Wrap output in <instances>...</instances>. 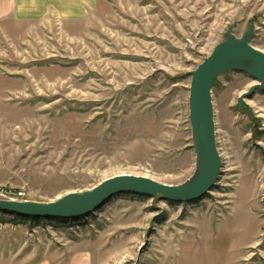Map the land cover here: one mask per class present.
<instances>
[{
  "label": "rangeland",
  "instance_id": "obj_1",
  "mask_svg": "<svg viewBox=\"0 0 264 264\" xmlns=\"http://www.w3.org/2000/svg\"><path fill=\"white\" fill-rule=\"evenodd\" d=\"M78 16L0 30V185L51 202L121 174L185 182L189 72L230 25L241 38L252 24L264 52V0H85ZM255 83L213 87L223 171L204 198L121 193L65 222L0 211V264H234L237 246L264 264V91L237 107Z\"/></svg>",
  "mask_w": 264,
  "mask_h": 264
},
{
  "label": "water",
  "instance_id": "obj_2",
  "mask_svg": "<svg viewBox=\"0 0 264 264\" xmlns=\"http://www.w3.org/2000/svg\"><path fill=\"white\" fill-rule=\"evenodd\" d=\"M233 25L225 33V40L189 72V121L196 169L188 180L180 184L159 182L148 176L121 174L105 179L84 192H70L51 202L0 198V211L28 218L78 220L93 214L105 203L121 193L161 197L170 202H194L204 198L217 185L222 173L223 159L216 140L213 87L219 76L229 72H243L256 83L249 93L240 96L237 107H246L245 96L264 91V52L253 45L255 27L251 24L243 37L233 34Z\"/></svg>",
  "mask_w": 264,
  "mask_h": 264
},
{
  "label": "crops",
  "instance_id": "obj_3",
  "mask_svg": "<svg viewBox=\"0 0 264 264\" xmlns=\"http://www.w3.org/2000/svg\"><path fill=\"white\" fill-rule=\"evenodd\" d=\"M85 11V0H0V30L10 23L39 22L51 17L77 18ZM79 17V16H78ZM245 248L233 250L234 264H240Z\"/></svg>",
  "mask_w": 264,
  "mask_h": 264
},
{
  "label": "built area",
  "instance_id": "obj_4",
  "mask_svg": "<svg viewBox=\"0 0 264 264\" xmlns=\"http://www.w3.org/2000/svg\"><path fill=\"white\" fill-rule=\"evenodd\" d=\"M0 194L7 197V199L17 200L18 198H21V196L24 195V191L23 190H20V191L13 190L11 188H5L0 185Z\"/></svg>",
  "mask_w": 264,
  "mask_h": 264
},
{
  "label": "trees",
  "instance_id": "obj_5",
  "mask_svg": "<svg viewBox=\"0 0 264 264\" xmlns=\"http://www.w3.org/2000/svg\"><path fill=\"white\" fill-rule=\"evenodd\" d=\"M1 212H3V213H8V214H10L9 212H4V211H1ZM11 215H13V214H11ZM13 216H16L18 219H22V220H25V221H37V220H39V219H42V218H36V217H34V218H28V217H23V216H19V215H13ZM44 219V218H43ZM48 220H50L51 222L52 221H62V222H65V220H61V219H52V218H48Z\"/></svg>",
  "mask_w": 264,
  "mask_h": 264
}]
</instances>
